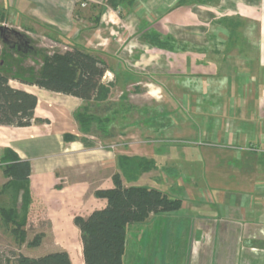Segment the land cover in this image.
Returning <instances> with one entry per match:
<instances>
[{
    "label": "crops",
    "instance_id": "crops-1",
    "mask_svg": "<svg viewBox=\"0 0 264 264\" xmlns=\"http://www.w3.org/2000/svg\"><path fill=\"white\" fill-rule=\"evenodd\" d=\"M106 1L0 0V28L23 40L53 35L65 48L99 58L109 68L103 80L116 85L119 98L130 96L128 84L144 83L137 95L144 102L132 107L138 115L131 119L129 109L122 116V141L100 147L80 133L75 120L94 103L9 81L36 97L34 118L46 121L0 126V157L10 150L30 165L28 220L35 198L49 199L58 184L72 192L67 206L79 207L70 212L72 221L102 208L104 201L89 185L111 189L120 156L145 158L156 169L123 184L182 194L181 209L158 218L186 225L185 264H264V0H213L206 6L136 0L123 15ZM81 12L89 13L86 19L80 20ZM84 20L90 22L83 27ZM79 22L82 27H76ZM147 34L180 47L154 49ZM132 128L139 131L137 141L127 136ZM66 135L75 140L65 142ZM164 142L185 144L192 153L163 147ZM6 182L0 170L1 188ZM51 250L72 257L64 248Z\"/></svg>",
    "mask_w": 264,
    "mask_h": 264
},
{
    "label": "trees",
    "instance_id": "trees-1",
    "mask_svg": "<svg viewBox=\"0 0 264 264\" xmlns=\"http://www.w3.org/2000/svg\"><path fill=\"white\" fill-rule=\"evenodd\" d=\"M136 0H107L106 5L114 11L130 9ZM197 5H209L213 0H183ZM146 42L154 49L171 52L180 47L169 38L157 34H147ZM27 41L21 50L22 56H38V69L25 67L21 61L14 60L11 55L0 59V126L26 128L33 123L46 121L34 118L37 99L23 90L12 88L9 81H16L27 86L73 97L86 103L102 104L109 100L113 82L103 80L108 66L99 58L71 48L63 52L48 54L27 47ZM179 46V47H178ZM182 49V48H180ZM81 134L89 131V119L75 116ZM65 142L75 140L66 135ZM119 173L112 175L113 187L107 190H96L94 196L104 201V206L87 215H77L73 225L77 229L81 246L83 264H123L126 248L127 230L134 224L144 223L150 216L177 212L181 209L182 200L171 198L163 191L147 187H125L126 182H135L143 173L156 169V162L139 157L120 156L118 158ZM0 170L7 182L0 193L11 191V205L0 208V217L5 224L12 226L11 234L26 243L33 251L32 256L17 255L5 264H73L69 254L62 250H51V239L42 231L33 235L21 231L28 221L27 210L30 209V193L28 189L30 165L20 160L12 151L4 150L0 157ZM21 198L27 215L19 220L15 211L16 201ZM18 234V235H17Z\"/></svg>",
    "mask_w": 264,
    "mask_h": 264
},
{
    "label": "rangeland",
    "instance_id": "rangeland-1",
    "mask_svg": "<svg viewBox=\"0 0 264 264\" xmlns=\"http://www.w3.org/2000/svg\"><path fill=\"white\" fill-rule=\"evenodd\" d=\"M119 12L120 15H123L124 12H127V10L120 9ZM80 14L81 16L79 17L81 20L82 17L83 19H86L89 13L81 12L77 15ZM89 22L90 21L84 20L83 27L87 25V23L89 24ZM10 23L7 22L5 26L14 27ZM76 27H82V23L79 22ZM51 36L53 40L30 35L26 38L24 37V41H27V47H30L36 51L46 52L48 54L67 50V48L62 45L59 39L53 35ZM83 52L86 53L87 51L83 50ZM5 55H11L14 60L21 61L25 67H30L33 69H38L41 63L38 56H22L21 53L16 51L15 47L11 48L3 43L0 37V59H2ZM107 79L105 82H108ZM131 81L139 82L140 79ZM15 84L16 81H12L11 85ZM143 85L144 83H142L140 86L142 87ZM126 87L131 92L130 96H121L119 98V91L117 90L118 88L116 85H114L110 99L106 103L96 105L88 104L82 111H79L76 114V116L81 115L89 119L90 129L87 133H85L88 135L85 136L87 140L92 141L95 146L104 147L112 143L119 144L122 141L121 137L119 136L123 135L125 132L126 124H124L122 117L124 116V111L132 109V107L135 105L139 107L143 104L144 99H142L141 96H137L140 94L139 87H135L130 84H128ZM132 115L133 117H131ZM135 115L138 114L132 109L130 116L131 119L134 120ZM130 130L131 132L127 133V136L131 138L133 137L132 141H137L139 139V131L133 128ZM164 143H162L161 146L169 147L172 150L177 149L176 152H180L181 150L187 155L192 153V151L189 149L190 147L188 148V146L185 144H172L169 142L165 144ZM182 172L184 174L185 171ZM184 182H188V180L186 181L185 179ZM67 186H61L58 184L56 186L58 193H53L52 196L50 195L49 199L45 201H43V198H35L34 214L22 227L21 231L28 234L29 236L38 231H42L47 235L51 234L52 239H50L52 244L49 247L50 249L51 247L55 249L64 248L70 251L72 254L71 258L73 260V264H83L80 253H78L79 248L76 240V228L70 219V212L72 209H79V207L67 206V204L70 202H65V200L66 198L69 199L72 194V192L68 193L67 191H64ZM95 186L92 183L89 185L90 193L93 196L94 192L96 191ZM165 191L167 194H171L174 198H182V194L180 192L177 193L171 191L170 189H166ZM11 193V191H7V193H0V208H8L9 204L11 205ZM30 199L31 205L32 196H30ZM16 202L15 211L19 215L18 219L22 220L24 216L27 215L26 213H28L29 210L26 212V208L22 205L20 197H18ZM159 216L161 215H157L156 218L148 224H134L128 228L123 264H176L180 263V260H182V262L184 261L185 264V256L181 257V255L186 252L187 243L183 244L184 241L186 242L187 240L184 238L188 237L186 232L187 229L185 227L186 225L183 222H170L171 219H166V221L159 220ZM11 229L12 226L10 224H5L0 217V264H5L7 261H12L19 254L32 256L33 253V251H31L26 246V243L21 244L18 237L16 238L11 234Z\"/></svg>",
    "mask_w": 264,
    "mask_h": 264
},
{
    "label": "flooded vegetation",
    "instance_id": "flooded-vegetation-1",
    "mask_svg": "<svg viewBox=\"0 0 264 264\" xmlns=\"http://www.w3.org/2000/svg\"><path fill=\"white\" fill-rule=\"evenodd\" d=\"M0 37L6 45L9 47H15L16 50H21L25 45V41L21 39L14 32L7 31L6 29L0 32Z\"/></svg>",
    "mask_w": 264,
    "mask_h": 264
},
{
    "label": "built area",
    "instance_id": "built-area-1",
    "mask_svg": "<svg viewBox=\"0 0 264 264\" xmlns=\"http://www.w3.org/2000/svg\"><path fill=\"white\" fill-rule=\"evenodd\" d=\"M86 6H87L86 3H81V4H80V7H81V8H85Z\"/></svg>",
    "mask_w": 264,
    "mask_h": 264
},
{
    "label": "water",
    "instance_id": "water-1",
    "mask_svg": "<svg viewBox=\"0 0 264 264\" xmlns=\"http://www.w3.org/2000/svg\"><path fill=\"white\" fill-rule=\"evenodd\" d=\"M3 30H5V29L4 28H0V32L3 31Z\"/></svg>",
    "mask_w": 264,
    "mask_h": 264
}]
</instances>
